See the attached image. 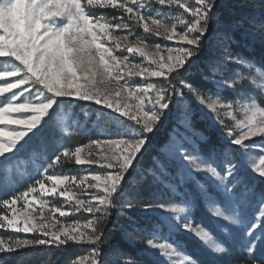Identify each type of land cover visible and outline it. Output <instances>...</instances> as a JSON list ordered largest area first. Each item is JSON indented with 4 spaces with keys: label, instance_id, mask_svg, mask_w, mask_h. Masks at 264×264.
Segmentation results:
<instances>
[{
    "label": "snow or ice",
    "instance_id": "6c2138e0",
    "mask_svg": "<svg viewBox=\"0 0 264 264\" xmlns=\"http://www.w3.org/2000/svg\"><path fill=\"white\" fill-rule=\"evenodd\" d=\"M221 7L220 0H0V78H9L0 79V160L53 145L39 178L29 177L23 191L0 193L5 259L26 247L79 245L89 250L69 264H107L105 226L123 197L131 227L125 237L140 247L119 264H231L240 252L247 264H264V56L253 62L231 49L237 33L249 34L239 17L223 22ZM100 9L118 15H97ZM135 28L144 35L129 42ZM148 38L163 43L149 51ZM97 73L110 80L98 86ZM85 103L99 106L105 138L75 147L52 140L57 109ZM196 116L219 135L196 131ZM105 117L114 127L100 126ZM170 120L175 126L145 167ZM64 164L86 167L49 174ZM129 212L143 213L149 229ZM115 254L126 256L118 248Z\"/></svg>",
    "mask_w": 264,
    "mask_h": 264
},
{
    "label": "trees",
    "instance_id": "16d2710c",
    "mask_svg": "<svg viewBox=\"0 0 264 264\" xmlns=\"http://www.w3.org/2000/svg\"><path fill=\"white\" fill-rule=\"evenodd\" d=\"M222 4L221 9L219 10L220 18L223 22H227L233 17H239L240 19V28L247 32L248 34H253V39L250 40L248 36L242 38L240 33H237V42H234L231 45V49L235 52L240 53L245 58L255 62L261 56H264V45H262L260 39L261 24L264 23V17L261 16V12L264 11V0H220ZM161 14V12H159ZM101 15L111 18L113 15H118L114 13L112 9H103ZM162 15V14H161ZM138 34L144 35L141 29H138ZM208 52H206V55ZM2 63H0V66ZM259 67V65H257ZM242 71L244 74H247L245 69H237ZM191 75L199 79L198 73H191ZM247 88V87H246ZM246 88L244 92L246 91ZM222 95L228 96L230 99L236 101L240 100L239 96L235 94H230L229 90H225ZM67 105L61 106L57 109V112H60L59 109L67 108ZM81 105L73 106L72 113L79 115L78 126L75 132L70 135H64L60 130L59 126L56 125V122L53 117V131L50 133L51 139L55 142L65 144L67 146L75 147L79 144H85L89 139L102 138V134L98 129L92 128V122L94 121V114L91 115L84 126V131L79 130V127L83 120V115L81 110ZM171 124H165L163 130L158 134V136L153 140L152 145L150 146L149 152L145 155L143 159V164L145 167L150 166L152 156L157 154V148L162 146L166 140L168 130L171 129ZM194 128L196 131H203L208 133V136H211L213 139L218 134L214 128H210L208 123L199 116L194 118ZM53 151V145L50 143L47 151H45L41 145L36 144L29 147L25 151L19 153L17 156L13 157L8 161H0V193L5 191H23L28 184L32 181L29 177L38 176L37 173L42 171L41 165H44L48 156L51 155ZM8 166L11 169L10 180L8 177ZM18 169H23L24 174L22 178L18 177ZM82 172V166H76L74 164H64L62 167L51 170V174H79ZM9 181L11 184H9ZM135 191L139 192L140 195L144 198L150 196V192H146L142 186H134ZM0 198H6L0 195ZM122 198V197H121ZM120 203V200H119ZM205 211V210H204ZM109 223L105 226V236L107 237L108 242L102 245V253L108 261L107 264L111 263V259L118 258L115 254V250L118 248L122 253H125V258L135 257L137 255L138 246L130 242L129 239L125 237L124 230H120L121 227H125L131 231L129 221L125 216H122L114 210L110 211ZM137 221L139 228L143 230L149 229V223L145 216L138 213H128ZM3 232H0L2 235ZM31 237V236H29ZM86 247L82 246H71L67 249H62L57 251L55 249H47L45 246L37 247H26L21 249L7 259L0 254V264H69L70 259L74 258L75 255L86 253ZM231 264H247L246 256L244 253H238L237 257L231 261Z\"/></svg>",
    "mask_w": 264,
    "mask_h": 264
},
{
    "label": "rangeland",
    "instance_id": "374dc122",
    "mask_svg": "<svg viewBox=\"0 0 264 264\" xmlns=\"http://www.w3.org/2000/svg\"><path fill=\"white\" fill-rule=\"evenodd\" d=\"M102 10L103 9H100V10H98L97 12H96V14L97 15H101V12H102ZM160 11L159 10H155L154 11V15L156 16V17H160L161 16V14L159 13ZM103 16V15H102ZM139 28H135L134 30H133V33H132V35H130L129 36V42H134L135 41V39H136V36H139V34H138V30ZM142 30V29H141ZM143 32V31H142ZM114 35H119V36H123V35H128V33L127 32H120V31H117V32H114L113 33ZM248 38L250 39V40H252L253 39V34H250L249 33V35H248ZM147 43H148V45H149V48L147 49V50H149V51H152L153 49H152V45L153 44H155V43H163V41L162 40H160V39H157V38H148V40H147ZM216 43H217V41L215 40V39H213V40H211V41H209V42H206V52H211V51H214L215 49H214V45H216ZM262 45H264V43H262ZM164 53H161V55H163ZM134 62H136V63H141V60H140V58L137 56L136 57V59H135V61ZM10 63V62H9ZM147 65V61H144L143 62V66H146ZM3 67H4V64L2 63V65L0 66V70H3ZM258 67V66H257ZM245 70V69H244ZM0 79H9V78H0ZM138 79V78H137ZM96 80H97V82H98V86H102L99 82H101V81H105V80H110V78L109 77H107L106 75H101L100 73H97V76H96ZM248 93V88H246V91L243 93V94H247ZM253 95H256L255 93H253ZM189 99V103H191V105L193 106V108H196L197 107V105H196V103H195V101L194 100H192L190 97L188 98ZM241 99V98H240ZM240 100H238L237 102H239ZM62 106H64V105H62ZM68 107L67 108H64V109H59L60 110V112H57L56 111V115L54 116V120H55V122H56V125L57 126H59V128H60V130L62 131V133L64 134V135H70L71 133H73V132H75L76 131V129H77V124H78V120H79V114L80 113H78V114H73L72 113V108H73V106L74 105H67ZM81 110H83L81 113H82V115H83V120H82V123H81V125H80V127H79V130L81 129V127L82 128H84V126H85V123H86V121H87V119L91 116V115H93L94 114V121L92 122V128H95V129H98V127H97V114H96V111H95V108H98L99 106H89V104L88 103H85V104H82L81 105ZM114 115H118V114H114ZM200 118H202V117H200ZM226 122H228V123H230L231 121H230V119H226ZM167 123H170L172 126H171V128L172 127H174L175 126V120H170V121H168V122H166V124ZM208 123V125L210 126V128H214L216 131H217V127L218 126H216V127H214L213 126V124L212 123H209V122H207ZM100 126L101 127H107V128H112V127H114V124H113V122L112 121H110V120H108L106 117L102 120V121H100ZM99 130V129H98ZM163 130V129H162ZM161 130V131H162ZM169 131H171V129H169L168 130V132ZM179 131H181V132H183L184 131V129L181 127L180 129H179ZM198 132H200V133H202L204 136H208V133H205V132H203V131H198ZM162 133V132H161ZM219 134V133H218ZM102 138H105L104 136L102 137ZM166 139H167V136H166ZM165 142H166V140H165ZM164 142V143H165ZM88 143V142H87ZM86 144V143H85ZM163 146V145H162ZM162 146H160V147H162ZM104 146H101V148H103ZM160 147H158L157 148V151H158V149L160 148ZM99 153V150H97V153H94V154H98ZM1 161V160H0ZM84 167H86V166H82V172L81 173H79V174H82L83 173V168ZM94 168L96 167V166H93ZM8 168V179L10 180V177H11V169H10V166H8L7 167ZM23 174H24V171H23V169H18V177L19 178H22L23 177ZM49 174H51V173H49ZM70 175H74V174H70ZM35 178H39V176H36ZM32 183V181L29 183V184H31ZM9 184H11V182L9 181ZM28 184V185H29ZM169 197H164L163 199H168ZM119 200H120V203H119ZM122 202H123V197L122 198H118L116 201H115V203H114V205H113V207L111 208V210H114L115 211V213L116 212H118L119 213V211H120V214L122 215V216H125L126 218H127V216L124 214V210L121 208V204H122ZM17 207L18 208H21V205H20V202H18L17 203ZM22 210V209H21ZM110 210V211H111ZM205 211H207V209H204ZM136 213H138V214H140V215H143L144 216V214L143 213H141V212H136ZM127 215H129L128 213H127ZM90 218V217H89ZM56 220H58V221H60V222H63V223H67L66 221H63L62 220V218H60L59 217V214L57 213L56 214ZM128 220V219H127ZM82 222H83V220H82ZM120 230H125V227H121L120 228ZM0 232H3V230H0ZM32 234H29V236H31ZM131 242V241H130ZM132 243V242H131ZM132 244H134V243H132ZM134 245H137V244H134ZM75 246H79V245H75ZM138 247H140V245H137ZM82 247H86V250L88 251L89 250V246H82ZM240 253H243V252H240ZM122 258H125V257H118V258H114V259H111V261H109V262H111V263H115V264H119V260L120 259H122ZM107 263H108V261H107Z\"/></svg>",
    "mask_w": 264,
    "mask_h": 264
}]
</instances>
